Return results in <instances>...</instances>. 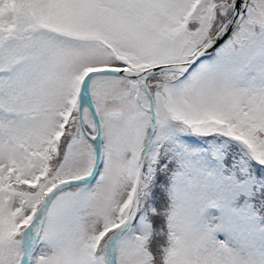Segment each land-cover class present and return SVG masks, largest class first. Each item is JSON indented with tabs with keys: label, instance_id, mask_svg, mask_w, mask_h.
I'll return each mask as SVG.
<instances>
[{
	"label": "snow or ice",
	"instance_id": "6c2138e0",
	"mask_svg": "<svg viewBox=\"0 0 264 264\" xmlns=\"http://www.w3.org/2000/svg\"><path fill=\"white\" fill-rule=\"evenodd\" d=\"M0 264H264V0H0Z\"/></svg>",
	"mask_w": 264,
	"mask_h": 264
}]
</instances>
